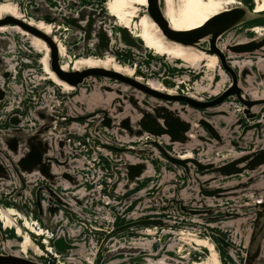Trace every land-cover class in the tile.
Wrapping results in <instances>:
<instances>
[{
  "label": "water",
  "instance_id": "95a60500",
  "mask_svg": "<svg viewBox=\"0 0 264 264\" xmlns=\"http://www.w3.org/2000/svg\"><path fill=\"white\" fill-rule=\"evenodd\" d=\"M15 1L26 18L66 31L67 55L108 53L157 87L113 69L65 70L53 34L0 18L42 39L49 67L73 88L45 75L30 41L0 31V207L12 205L43 230L22 227L33 246L24 255L23 235L0 225V264H188L204 256L188 243L177 253L178 228L205 232L224 264H264V31L225 36L264 23V11L235 5L181 30L162 0H146L167 39L216 55L205 86L202 63L195 70L148 53L102 0Z\"/></svg>",
  "mask_w": 264,
  "mask_h": 264
},
{
  "label": "bare ground",
  "instance_id": "6f19581e",
  "mask_svg": "<svg viewBox=\"0 0 264 264\" xmlns=\"http://www.w3.org/2000/svg\"><path fill=\"white\" fill-rule=\"evenodd\" d=\"M100 5L108 13L115 16L118 24L127 27L131 33L136 35L145 44L148 53H152L156 57L164 56L168 60L172 59V61L173 59H178L195 70L202 63L204 66L202 71L204 70V73H206L204 78L205 86H207L211 79V72L217 64L216 55L194 46L182 45L181 43L167 39L149 15L145 13L146 0H102L100 1ZM235 5H248L255 12L264 11V0H162V8L169 23L173 28L181 30L196 28L205 23L213 15ZM6 15H13L25 19V21L28 20L29 23L46 33L53 34V39L57 42L61 54V66L65 70H77L86 67L113 69L128 76H135L139 81L147 82L149 85L157 87L156 81H145L140 75L135 74V67L131 63L108 53L100 57L91 53L87 56L80 55L74 57L67 55L63 43V36L66 31L59 34L57 30H54L56 26L53 23L35 20L32 17L26 18V13L20 10L15 0H0V18ZM241 28L242 33H237V29H239L237 27L229 31L225 36L236 38L235 36L239 34L238 36L241 37L248 30L259 34L264 31V23L246 24V26H242ZM12 29L15 30L14 32L19 33L21 38L30 41L34 49L36 48L40 51L38 62L49 79L57 83L62 90L73 89L68 83L59 79L49 67V47L42 39L23 30L16 24L0 25V31H4L3 33L11 32ZM222 82L223 80L218 81L217 84H221ZM163 90L170 92V90ZM19 219L23 221L22 226L17 223ZM0 225L8 235L12 234L11 231L17 235H23V228L35 230L38 233L43 231L35 219L29 215L19 213L12 205L8 204H3L0 207ZM141 229L144 232L150 233L151 231L162 230L164 228L145 226ZM173 231L179 239L176 247L178 254L184 255L186 253L185 244L187 245V243L205 252L204 256L193 255V257H190L191 260L188 264H224L215 242L205 232L186 228L173 229ZM32 247L30 236L27 233L24 234L20 240L21 252L24 255H28Z\"/></svg>",
  "mask_w": 264,
  "mask_h": 264
},
{
  "label": "rangeland",
  "instance_id": "374dc122",
  "mask_svg": "<svg viewBox=\"0 0 264 264\" xmlns=\"http://www.w3.org/2000/svg\"><path fill=\"white\" fill-rule=\"evenodd\" d=\"M99 164V163H98ZM99 167V166H98ZM97 168V167H96ZM100 168V167H99ZM99 168H97V169H99ZM71 219L73 218L71 215L69 216ZM88 236V235H87ZM188 251V249L186 250V252Z\"/></svg>",
  "mask_w": 264,
  "mask_h": 264
}]
</instances>
